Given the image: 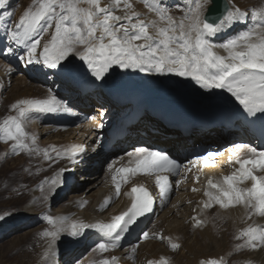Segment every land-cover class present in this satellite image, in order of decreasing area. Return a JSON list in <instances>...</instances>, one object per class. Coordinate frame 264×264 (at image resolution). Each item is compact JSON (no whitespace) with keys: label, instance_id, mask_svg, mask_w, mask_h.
I'll use <instances>...</instances> for the list:
<instances>
[{"label":"snow or ice","instance_id":"6c2138e0","mask_svg":"<svg viewBox=\"0 0 264 264\" xmlns=\"http://www.w3.org/2000/svg\"><path fill=\"white\" fill-rule=\"evenodd\" d=\"M151 12V17L137 11L133 0H33L18 22L4 28L0 39L7 41L0 55H18V59L30 65H42L51 70L71 73L74 62H81V69L95 81H105L117 68L125 71H139L157 75H176L191 78L202 89H220L231 94L243 110L251 116H264V9L242 10L235 3L220 12L218 6L209 5L211 0H188V11L181 17L170 13L166 0H142ZM6 7V0H0V9ZM212 11L220 13L213 16ZM207 12V15H206ZM250 21H255L249 24ZM242 25L245 30L232 34L231 30ZM224 34L220 43H214L217 36ZM48 37L45 39V37ZM11 72V69H8ZM17 115H9L0 123V141H12L15 154L28 152L39 154L35 149L37 137L32 135L30 143L23 122L30 114L72 113V108L58 99L49 89L47 98L20 99L11 105ZM243 149L244 145L237 146ZM83 144L70 149L59 150L57 146L44 150V159L49 163L67 159L73 164L77 157L87 151ZM248 158L237 159L239 165L222 182L208 180V186L215 192L206 191L208 197L200 204L204 209L219 205L223 209L242 205L249 214L264 217V150L256 147L247 149ZM129 165L116 169L123 182L138 174L155 175V183L162 198L172 191L169 176H180L181 165L175 159L160 151L145 147L127 153ZM218 153L208 152L190 163H210ZM186 170H190L185 166ZM61 168L49 183V193L55 194L62 186ZM166 173V174H165ZM259 173V174H257ZM116 181V175L112 176ZM198 179V178H197ZM250 181V187H240ZM47 182V181H46ZM179 181H177V184ZM192 191H197L193 188ZM116 197L121 194V183H115ZM126 195L133 197L126 210L111 217L109 222L85 223L68 216H44L50 229L42 236L47 239L44 259L49 253L56 256L55 246L62 234L83 237L87 230L94 229L107 238L97 240L94 251L109 253L121 247V241L140 217L153 211L154 199L143 185L133 186ZM45 201L49 195L43 197ZM106 198L101 210L109 206ZM86 203V202H85ZM0 219H4L0 216ZM193 227L204 226V221L192 218ZM147 241L150 238L164 239L158 233H141ZM237 249L264 250V226H248L236 235ZM139 240L140 237L138 236ZM173 250L179 243L171 242ZM139 245L130 249L129 259L135 258ZM98 264H120V258L111 255L101 258ZM147 264H169L167 258L148 260ZM199 264H224L222 258L201 260Z\"/></svg>","mask_w":264,"mask_h":264},{"label":"bare ground","instance_id":"6f19581e","mask_svg":"<svg viewBox=\"0 0 264 264\" xmlns=\"http://www.w3.org/2000/svg\"><path fill=\"white\" fill-rule=\"evenodd\" d=\"M227 1L230 6L231 3H235L242 10L247 9L251 11L253 9L252 6H242V0ZM102 2H106V0H102ZM133 2L137 11L151 17V12L142 0H133ZM195 2L196 0H193V4ZM166 3L172 7H170V13L174 17L179 18L188 11V0H166ZM176 5L180 7L174 8L173 6ZM262 7L264 9V6ZM9 8L6 3V7L1 9L0 12V37L4 34V28L10 24L7 22L10 15H7L5 19L6 11ZM22 13L24 12L22 11ZM253 23L255 21L249 22L250 25ZM243 30L245 29L242 25H237L231 30V33L236 34ZM47 38L46 36L45 39ZM223 39L224 34H221L214 38L213 42L220 43ZM19 54L8 55L6 52L0 57V69L1 67L6 69L4 76L2 75L0 78L7 80L8 84L10 83V87L8 88H11L12 84H14L12 75L17 72L20 74L18 77L20 83L14 84L11 89L10 98L12 97L15 100L47 98L48 91L51 89L58 99L69 104L71 108H78L90 114L93 116V120H95L94 125L91 124L85 127L81 126L78 122L73 123L74 125L72 124L70 127L58 126L54 123H51L53 125L50 127L44 125V129L47 128V131L43 132V134L50 136L52 140L50 142L51 146L55 145L57 148L70 149L74 145L83 144L88 149L83 155L77 157V163L75 164L67 159H61L55 168L51 166L52 169H49V171L47 169L48 173L44 176L41 184L48 186V188L51 178L61 168H66L74 180H79L74 183L65 181L62 174L61 180L64 182L62 186L56 189L55 194L50 193L49 198L52 196L50 203L52 202L56 206L61 199L68 195L69 198L66 207L53 211V217L68 216L73 219L83 220L85 223L97 221L109 222L112 216L119 214L129 207L131 197L126 195V193L129 192L131 186L145 184L147 187L157 191L159 195L158 207L151 219L152 222L150 221L147 232L150 236L153 233H158L164 239L150 238L149 241L141 244L135 240L122 251H112L102 254L99 251L93 250L96 247V241L103 239L102 234L96 232V230H87L83 237L62 234L55 246L57 255L52 256L49 253L47 260L49 264H84L86 254H89L88 258L97 255L102 258L106 254L108 257L112 254L117 255L123 264H147L148 260H159L165 257L169 264H199L203 259L209 260L223 257L222 260L226 264V259L230 258V255L234 256L233 260L236 261V264H264V250L237 249L236 246H231L228 243V236L233 235L235 238L239 230L248 226H264V217L253 213L249 219L248 211L242 205H236L228 209L215 205L212 210H202L200 208L201 204L198 201L202 197L204 199L208 198L204 195L206 192V188L204 187L205 177L209 173L215 172L220 164L216 162L211 165L210 169L206 170L201 161L196 166L190 163L196 160L193 159V153L199 146L203 145L205 140L217 141L216 148H218L220 153H236L231 159V161H235L240 158L244 150L257 146L256 143L252 142L251 137L239 136L237 139L227 142L222 130L207 131L209 133L193 129L180 131L174 122L173 127L162 126L163 128H161L153 121L141 120L137 125L130 127L128 129V136L120 142L117 141L111 148V154L106 155L105 148L108 139L103 132L97 131L98 128L102 127L101 124L104 125L105 123H109L108 128L110 129V122L115 123L116 117L121 112L118 109H114L110 102L103 98L102 92L105 88L111 89L118 86H132L140 89L149 88L155 92V96L158 98L176 101L185 100L190 106L201 107L202 109L219 108L222 105H226L227 101H225V97L228 96L231 98L230 105L235 104L242 107L230 93L220 89H202L194 80L187 77L176 75L161 76L139 71H125L118 68L106 77L105 81H95L94 78L87 75L81 69V62L78 59L74 62V67L71 73H69L51 70L42 65L26 64L17 58ZM8 69H11V72ZM76 80L96 84L95 94H88L85 98L80 97L77 90L84 91L82 89L84 85L80 84L81 87L75 88L74 83ZM109 109H112V111L109 112ZM100 113L108 114V119L104 123L100 117ZM43 115L46 116V114ZM238 127L237 125L234 128ZM141 132L148 134L146 137H142L140 136ZM245 142L252 143V145L245 146L243 149L237 147L238 145H244ZM151 143L166 148V151L186 155L188 161L186 166L190 169H184L180 176H169L172 181V192L164 199L159 194V189L155 183V175L138 174L134 177L130 176L129 180L125 183L122 176L116 173V169L122 166H134L129 165L130 157H128L127 153L134 152L137 148L141 147L149 149ZM42 154L43 151L39 150L41 157ZM222 158L223 156H219L217 160ZM100 160L104 162L109 160L111 162L105 174L101 170H97L96 164ZM31 169L32 167L28 166L27 175H29ZM221 169L223 170V165ZM113 175H116V181L112 179ZM227 175L228 173H226ZM222 179L223 177L220 179L221 182ZM177 181H179L178 184ZM117 182L121 183L119 198L116 197L115 193V183ZM240 187H250V184L244 183ZM193 188L197 189V191H192ZM106 198H111L109 206L101 210V206ZM34 200L36 203V195L34 196ZM35 203L32 202L27 207L23 218H19L13 223H22L24 230L14 233L11 238L15 239V241L12 244L17 243L19 241L18 238L26 233L43 232L45 229L51 228L44 220L45 214H41L35 208ZM194 210L197 212L198 219H203L204 221V226L200 228L193 227L194 221L192 218L196 213ZM191 234L195 236L192 237V240L198 241L202 239L207 249H209V246H213L215 250L211 254H201L196 260L192 261L190 255L194 250ZM169 237L171 238V242L180 244V248L175 250L177 252L176 255H173L172 251H170L173 249L170 247ZM43 239L42 254H44L47 248L48 238L43 237ZM83 243H85L84 248H81ZM134 244H138L139 247L135 253V258L129 259L128 257L131 255L130 249ZM227 245H229V249L225 251Z\"/></svg>","mask_w":264,"mask_h":264},{"label":"rangeland","instance_id":"374dc122","mask_svg":"<svg viewBox=\"0 0 264 264\" xmlns=\"http://www.w3.org/2000/svg\"><path fill=\"white\" fill-rule=\"evenodd\" d=\"M6 3L10 8L6 11L5 19L7 15H10L8 16L9 19L7 22H9L10 24H8L11 26L12 23L18 22V19L21 18L23 15L22 11L25 12L32 6L33 0H6ZM244 5L262 9V6H264V0H242V6ZM173 7L178 8L180 6L176 5ZM5 70L4 67H1L0 76H4ZM19 75V72L12 75V81L14 84L20 83L18 80ZM14 84L12 85L14 86ZM9 85L10 83L8 84L7 80L0 78V123H3L9 115L18 114L17 111L11 109V105L18 100L9 97L11 89L13 88V86L8 88L10 87ZM32 115H35V113H32ZM40 124L39 120L35 118H30L23 122L24 130L29 135V139H26V142L30 143V137L35 135L37 141L34 148L43 151L42 157L35 152L29 154L25 151L15 154L12 149V141H9L7 144L0 141V216L4 217V219H0V264H49L48 261H45L41 252V247L44 242L42 232L36 231L26 233L18 238L19 241H17L15 245L12 244L15 239L13 240L11 237L14 233H18V231H23L24 229L22 228V223H13L19 218L24 217L27 207L32 204V202L35 203V195L37 196L35 208L39 210L38 212L41 214H45L44 216L54 214L53 211L66 207L68 202L69 195L61 199L56 206L52 202L50 203L52 196L47 201L43 199L45 195H49L50 197L48 186L41 184L44 176L48 173L47 169L49 171L52 167L55 168L61 160L56 163H49L44 159L45 149L49 150L50 155H54V153L51 152L52 146L50 142H52V140L50 139V136L43 134V132L45 133L47 131V128L44 129V125ZM52 125L53 124H48V127ZM58 149L65 150L68 148ZM110 154L111 152L109 154L106 153V155ZM110 164L111 162H109V160L106 162L100 160L97 161L96 167L98 171L101 170V172L105 174ZM28 166L32 167L29 175H27ZM76 181L79 180L77 179ZM54 200L58 202L56 199ZM190 236L191 240L192 237H195L192 234ZM228 240V243L231 246H236L239 243L235 240L233 235H229ZM147 241H140L139 244ZM192 246L194 250L190 255L192 261L196 260L201 254H211L215 250L213 246H209V249H207L205 242L202 239H199L198 241L192 240ZM228 249L229 245L225 247V251ZM170 251H172L173 255L177 254L175 250ZM88 255L89 254L85 255L86 258L84 264H98V261L101 259L98 255L89 258ZM233 259L234 256L230 255V258L226 259V264H236V261Z\"/></svg>","mask_w":264,"mask_h":264},{"label":"water","instance_id":"95a60500","mask_svg":"<svg viewBox=\"0 0 264 264\" xmlns=\"http://www.w3.org/2000/svg\"><path fill=\"white\" fill-rule=\"evenodd\" d=\"M213 6H218L220 9V12H223L225 9H227L229 6V3L227 0H211V5L209 8L211 9ZM213 16L219 15L220 13L212 11L211 13ZM207 15V12H206Z\"/></svg>","mask_w":264,"mask_h":264}]
</instances>
